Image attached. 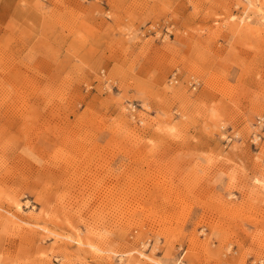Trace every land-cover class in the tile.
<instances>
[{"label": "rangeland", "instance_id": "1", "mask_svg": "<svg viewBox=\"0 0 264 264\" xmlns=\"http://www.w3.org/2000/svg\"><path fill=\"white\" fill-rule=\"evenodd\" d=\"M0 264H264V0H0Z\"/></svg>", "mask_w": 264, "mask_h": 264}]
</instances>
